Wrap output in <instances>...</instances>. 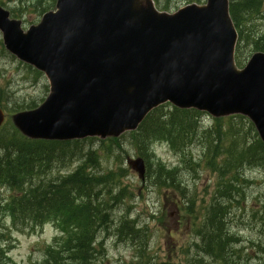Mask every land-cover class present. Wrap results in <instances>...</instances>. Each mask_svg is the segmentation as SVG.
<instances>
[{
  "label": "water",
  "instance_id": "95a60500",
  "mask_svg": "<svg viewBox=\"0 0 264 264\" xmlns=\"http://www.w3.org/2000/svg\"><path fill=\"white\" fill-rule=\"evenodd\" d=\"M6 49L43 72L50 94L13 116L34 140L118 137L171 103L213 117H248L264 142V53L235 64L229 0L161 14L141 0H57L26 32L0 6ZM5 115L0 108V128ZM141 180L142 158L129 160Z\"/></svg>",
  "mask_w": 264,
  "mask_h": 264
},
{
  "label": "trees",
  "instance_id": "16d2710c",
  "mask_svg": "<svg viewBox=\"0 0 264 264\" xmlns=\"http://www.w3.org/2000/svg\"><path fill=\"white\" fill-rule=\"evenodd\" d=\"M260 6V0H230V14L240 32L236 49L238 66L242 65V45L264 51V36L244 37L240 22V16L258 13ZM204 116L207 115L194 109L166 104L154 109L136 131L119 138L64 142L28 139L14 126L4 125L0 131V264H16L8 256L12 229H34L51 220L62 234L54 246L47 247L45 264H96L98 248L102 246L100 235L111 224V208L129 194L122 185L128 168L120 164L115 170H101L98 151L109 155L116 147L125 150L126 140L148 163V174L158 188L183 194L178 169L149 162L153 158L152 145L167 142L172 150L185 154L195 141L204 142L205 165L217 174L218 187L196 233L202 244L196 246L219 264H236L237 240L229 235L225 218L230 204L244 197L241 183L246 180L242 177L244 167L264 170V143L245 116L212 118V127L202 131L200 122ZM94 141H100L101 146L94 147ZM73 158L79 159V165L72 172L55 175L57 165ZM186 211L192 213V207L188 206ZM7 220L11 227L6 226ZM134 228L135 221L124 217L117 232L122 238L140 235L142 231Z\"/></svg>",
  "mask_w": 264,
  "mask_h": 264
},
{
  "label": "rangeland",
  "instance_id": "374dc122",
  "mask_svg": "<svg viewBox=\"0 0 264 264\" xmlns=\"http://www.w3.org/2000/svg\"><path fill=\"white\" fill-rule=\"evenodd\" d=\"M260 1L258 13L240 16L244 37L264 36V0ZM154 2L159 12L174 14L188 5H205L207 0ZM0 4L11 13L12 18L22 23L24 30L39 24L47 11L56 9V0H0ZM257 52L252 46L242 45V65L238 66L239 69L245 67ZM49 93L50 85L44 74L37 73L13 57L5 49L0 32V107L6 113L5 125L13 126L14 114L41 106ZM212 125L211 116L201 119L202 131ZM203 143L195 141L185 154L172 150L167 142L159 141L152 145L153 158L149 162L153 165L161 163L167 169H178L184 194L174 189L158 188L148 174V163L144 182L134 170L129 169L127 160L141 156L127 140L124 141L125 150L116 147L115 152L109 155L98 151L101 170H115L120 164L128 168L122 185L129 194L111 208V224L100 235L102 246L98 248L96 264H219L196 246L202 244L201 237L196 233L203 225L205 208L218 187L217 174L206 168ZM93 145L99 147L101 142L94 141ZM78 160L73 158L57 165L55 175L69 174L79 165ZM242 177L246 179L241 181L244 197H237L239 202L230 204L231 209L225 218L229 235L237 240L234 245L237 251L235 263L264 264V170L247 166L242 171ZM4 196H8L6 190ZM188 206L192 207V213H187ZM124 217L135 221L134 229L142 231L140 235L136 233V237L122 238L118 234L117 229ZM5 224L11 227L9 220ZM61 234L52 220L34 229H12L8 256L16 264H45L47 247L54 246Z\"/></svg>",
  "mask_w": 264,
  "mask_h": 264
}]
</instances>
